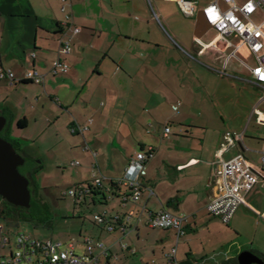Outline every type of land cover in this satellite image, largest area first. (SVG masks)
I'll return each instance as SVG.
<instances>
[{
    "label": "crops",
    "instance_id": "crops-1",
    "mask_svg": "<svg viewBox=\"0 0 264 264\" xmlns=\"http://www.w3.org/2000/svg\"><path fill=\"white\" fill-rule=\"evenodd\" d=\"M197 1L199 10L208 3V0ZM164 4L158 5L159 15L173 27L168 9L175 7V10L183 12L174 1L164 0ZM67 6L74 25L81 28L76 34L68 29L66 13L61 9L62 0H0V66L11 69L17 78L14 85H10L7 78L0 79V115L6 117L11 137L16 139L19 146V135L27 136L25 131L30 127L31 117L36 120V115L45 117L47 123L51 124L64 119L58 132L66 128L72 135L82 134L88 151L93 153L91 170L95 169L103 179L100 188L80 198L87 205L100 203L104 211L96 215L105 217L101 224L94 217L101 228L99 240L84 237L101 241L108 247L107 253L95 248L93 255L98 257V261L90 264H113L120 261V254L127 250L135 254L136 249L131 248L126 240L133 233L139 239L144 230H159L156 244L170 246L168 252L176 249V262L167 260L168 264H177L188 255L211 259L217 250V246L212 244L224 234L219 228H226L227 236L228 233L237 234L238 230L243 232L240 228L234 230L225 227L223 224L230 222L224 223L207 210V204L219 186L220 168L224 162L243 153L253 169H264L261 157L264 135L258 130L260 125L253 113L254 108L251 109L252 105L244 112L241 124L230 119L231 130L218 133L217 137L204 128L182 123L180 117L183 114L174 111L177 107L175 103L180 102L181 108L189 105L188 85L192 82L188 80L189 75L193 74L195 82L199 73L218 80L219 77L212 73L221 78H238L226 71L232 61L243 66L239 61L231 60L224 66L226 54L233 45L232 40L238 36L227 40L230 43L220 40L217 45H211L216 33L205 21L204 26L198 27V13L196 17H188L195 20L192 47L188 50L166 32V24L164 21L160 23L159 15H152L147 0H69ZM65 34L71 38V51L66 54L58 52L59 40ZM195 37L200 38L206 46L197 44ZM242 52L243 58L253 63L248 48L244 47L240 55ZM57 60L68 65L67 73L53 71ZM243 68L247 73L239 80L249 87L262 89L251 81L250 72ZM29 69H35L44 76L35 93H30V86L37 83L24 80V74ZM136 73L149 79L148 96L133 102L125 99L124 92L120 95L119 88L124 89L126 84L133 87V74ZM144 85L147 89V84ZM163 89L165 93L161 92ZM114 90L118 92L113 93ZM96 95L104 96V100H101L103 107L99 110L93 107L91 101V97ZM263 97L256 107L264 105L261 102ZM48 98L51 99L50 103ZM41 99L46 103L38 110L35 101ZM54 100L58 107H54ZM108 103L109 110L118 104L127 105V111L130 107L136 110H131L132 114L128 116L117 117L112 115L111 110L107 112ZM145 104L150 107L151 118L142 115ZM47 105L52 114L45 112ZM112 117L117 119L113 120ZM160 118L167 126L172 124L168 136L164 135V131L161 135L156 134L158 128L153 125ZM22 119L26 120L23 128L18 126ZM113 121L116 124L114 131L110 129ZM146 125L152 126V134L146 132ZM80 127L87 129L72 132V128ZM227 134H241L242 139L229 142ZM100 137L103 139L98 143ZM25 140L21 138V141ZM77 141L79 143L81 139ZM24 148L20 151L27 154ZM150 151L153 154L145 161L141 176V182L147 189L137 200H127L125 198L130 190L119 181L124 178L128 164L139 152ZM260 187H264V180H260L246 195L247 205L240 206L233 219L240 209L243 214L252 216L253 203L264 218V202L254 197ZM162 209L184 218L183 235H179L175 229L151 228L147 225L150 216ZM108 223H114L113 231L106 228ZM121 225L127 228L125 232ZM83 239L75 245L78 254L86 252ZM219 247L223 245L219 244ZM253 253L264 264V253Z\"/></svg>",
    "mask_w": 264,
    "mask_h": 264
},
{
    "label": "rangeland",
    "instance_id": "rangeland-1",
    "mask_svg": "<svg viewBox=\"0 0 264 264\" xmlns=\"http://www.w3.org/2000/svg\"><path fill=\"white\" fill-rule=\"evenodd\" d=\"M147 2L152 15L155 16L159 15L158 5H165L164 0H147ZM168 11L172 17L173 27L168 25L161 15L158 16L160 23L164 21L167 27L165 28L164 26L166 32L173 36L177 43L190 50L195 20L184 16L181 12L175 10V7L169 8ZM255 18L258 19L257 16ZM232 41L231 44L236 45L240 39L235 37ZM241 55L244 57L243 52ZM217 63L216 65H218ZM226 72L238 78H228L227 76L221 78L218 74L212 73L214 76L219 77L218 80L199 73L200 76L195 77V82L193 74L188 76V80H192L188 85L190 93L189 105L181 108L180 102L175 103L177 107L174 113L179 111L180 114H183L180 117L182 123L185 122V124L190 126L204 128L210 132V135H216L217 137L218 133L231 130L230 119L237 120L239 124L244 121V112L250 105H252L251 109L256 107V103L264 96V90L249 87L247 83L239 80V78L245 77L244 73H247V71L234 61L230 63ZM133 78L135 83L133 87L130 84H126L124 89L119 88V90L120 95L124 92L125 99L127 98L134 102L136 99L142 100V98L148 96L149 79H144V75L141 73L133 74ZM38 84L40 83L30 86V93L37 92V89H39ZM144 84H147V89H145ZM116 92L118 90H114L113 93ZM161 92L165 93L164 89ZM91 98L95 109L99 110L103 107L101 105L104 100L103 95H96ZM112 98L117 99L114 96ZM47 101L49 102L51 99L48 98ZM35 102L36 107L40 110L45 100L41 99ZM52 103L54 107H58V103L55 100ZM126 106L115 105L112 110L110 109L112 115L118 117L132 114L131 110L135 108L130 107V110L127 111L128 108ZM49 108L50 106L47 105L45 112L52 114L53 111L51 112ZM108 108H110V103H108L107 112L110 111ZM142 108L145 112L142 115L146 118H151L150 107L145 104ZM259 108L264 111V105ZM120 109L121 112L119 111ZM117 117L112 118L116 120ZM33 118L32 116L30 127L25 131L27 136L22 137L21 134L19 135L20 143L17 148L23 149L25 147L27 150V155L24 157L28 161L22 167V172L25 173L27 168L30 170L37 168L35 173H33L34 182L37 186L33 199L38 203L34 213H36V220L39 221L36 225L32 221L20 220L19 225L15 226H10L6 221H2L6 236L14 241L19 234H26L31 236L32 239L40 241L53 240L63 244L74 241L77 243V241H82L84 236H91L99 240L98 232H100L101 228L94 221V217L96 214H102L104 207L100 203L87 205L80 196L74 198L67 194V191L72 188H76L81 184L88 185L92 182L91 162L94 159L93 153L88 151V145L82 134L72 135L66 128L58 132V129L62 128L64 124V119L56 120V124H51L47 123L44 119L45 117H37L36 115V120ZM176 123L178 124V121ZM115 125L113 121L110 129L114 131L116 129L114 128ZM171 125L168 124L170 128ZM153 126L158 128L156 134L161 135L167 124L160 118L156 125ZM184 126L187 128L186 125ZM263 127L261 125L258 126V130L264 135ZM146 129H148L146 131L148 134H152V126L146 125ZM21 138H26L27 140L21 141ZM80 139L81 141L78 143L77 140ZM102 139L100 137L98 143L102 142ZM90 157L93 159L91 160ZM87 158L90 160H87ZM75 163L78 164L76 165ZM31 188L33 190L36 187L30 184ZM255 196H257L259 201L264 202V187H260ZM250 202L252 204V201ZM253 206L254 210L250 212L252 216L243 214L240 209L229 224L226 225L220 222L225 227L228 226L234 230L240 228L243 232L241 233L238 230L237 234L228 233L229 236H227L225 233L226 228H219L224 234H221L222 238L220 240H215V243L212 244L214 247L217 246L215 255H211V259L214 260L204 258L205 261L217 264L228 258H237L245 250L264 253V218L257 212L258 206L254 203ZM46 222L48 225L45 224ZM157 233H159V230H144L140 234L139 239L133 233L131 237L127 238L126 242L131 244V248L136 249L135 254L127 250L120 254L121 260L113 264H168L166 254L169 253L167 250L170 249V246L156 244ZM219 244H222L223 247H219Z\"/></svg>",
    "mask_w": 264,
    "mask_h": 264
},
{
    "label": "built area",
    "instance_id": "built-area-1",
    "mask_svg": "<svg viewBox=\"0 0 264 264\" xmlns=\"http://www.w3.org/2000/svg\"><path fill=\"white\" fill-rule=\"evenodd\" d=\"M176 2L183 14L187 17H196L199 13L197 0H171ZM62 11L66 13L67 25L74 34L81 31L80 27L74 25L71 15L68 14L69 0H62ZM203 16L216 33V37L211 45H217L220 40H230L233 36H238L240 41L226 54V66L231 60L239 61L251 75V81L264 90V0H208V3L201 9ZM257 16L258 19L255 17ZM61 37L59 40V53H69L71 51V38ZM195 42L201 46H206L200 38L195 37ZM248 48L253 58V63L243 58L240 51ZM55 73H67L69 67L61 60H57L53 65ZM7 78L10 85L17 82L15 73L0 66V79ZM24 80L41 83L44 76L35 69H29L24 74ZM264 102V97L261 99ZM256 121L264 126V111L259 106L254 108ZM87 127L72 128V132L84 131ZM171 128L165 127L164 135L168 136ZM242 135L231 136L227 134V140H241ZM149 153L139 152L126 168L125 176L119 184L129 188V195L125 199L137 200L141 193L147 188L141 182V176L145 161L151 157ZM264 163V151L262 152ZM78 164V163H75ZM102 176L92 169V182L85 186H78L67 191V194L77 198L92 189L100 188ZM260 180H264V171L255 170L243 153L237 154L232 159L224 162L219 171V186L213 198L207 204L208 212L219 218L224 223H229L237 209L242 205H247L245 197L251 192ZM5 200L0 196V264H90L98 261V257L93 255L95 248L107 253L108 247L101 241L84 237L86 252L78 254L75 251L76 241L66 244L54 242L52 240L40 241L32 239L26 234H19L14 241L6 236L5 227L2 221H6L10 226L19 225L13 223L7 215ZM132 214V213H131ZM95 221L101 224L105 221L103 215H96ZM184 218L176 216L167 209H162L158 213L150 216L147 225L151 228L175 229L179 235L185 233L183 228ZM106 228L109 231L115 229L114 223H108ZM123 232L127 230L121 225ZM176 249L173 248L166 254L170 263L175 261Z\"/></svg>",
    "mask_w": 264,
    "mask_h": 264
},
{
    "label": "water",
    "instance_id": "water-1",
    "mask_svg": "<svg viewBox=\"0 0 264 264\" xmlns=\"http://www.w3.org/2000/svg\"><path fill=\"white\" fill-rule=\"evenodd\" d=\"M204 21L206 22L200 10L198 27L204 26ZM6 123V117L0 115V132ZM25 162V157L17 152L13 144L0 135V196L12 205L29 208L31 206L30 180L19 170ZM261 170L264 171L262 168ZM237 260L239 264H263L262 259L249 250L242 251Z\"/></svg>",
    "mask_w": 264,
    "mask_h": 264
},
{
    "label": "trees",
    "instance_id": "trees-1",
    "mask_svg": "<svg viewBox=\"0 0 264 264\" xmlns=\"http://www.w3.org/2000/svg\"><path fill=\"white\" fill-rule=\"evenodd\" d=\"M28 81V80H25ZM28 82H33V81H28ZM18 126H20L21 128L26 126V120L22 119L18 122ZM10 126L9 123L5 125L4 129L0 132L1 137H3L4 139L8 140L9 142H11L13 144V146L15 147V149L17 151H20L21 149H18V144L16 139H13V137H11L10 135ZM27 155V154H24ZM28 160H26L25 164L27 163ZM24 164V165H25ZM19 167V170L21 173L24 174V172H22V167ZM37 168L35 169H26L25 172H28V179L30 180V184H32L34 187L33 190L32 188L30 189L31 191V206L29 208H25V207H20V206H15L12 205L10 203H8L7 201H5V206L7 208V215L8 217L11 219V221L13 223H19L20 220H27V221H32L34 222V224L37 225L39 220H36V213H34L35 211V207L38 205V203L33 199L34 193H36L37 191V186L36 183L34 182V178H33V173H35ZM93 190V189H92ZM46 225H48V223H45ZM177 264H214L211 262H207L205 261L204 258L198 259L193 257L192 255H188L185 259L177 262ZM217 264H239L237 258H228L227 260H224L222 262H219Z\"/></svg>",
    "mask_w": 264,
    "mask_h": 264
},
{
    "label": "flooded vegetation",
    "instance_id": "flooded-vegetation-1",
    "mask_svg": "<svg viewBox=\"0 0 264 264\" xmlns=\"http://www.w3.org/2000/svg\"><path fill=\"white\" fill-rule=\"evenodd\" d=\"M18 153H20L22 156H25L21 151H17ZM23 174V173H22ZM23 175H25V176H28L29 174H28V172L26 171Z\"/></svg>",
    "mask_w": 264,
    "mask_h": 264
}]
</instances>
